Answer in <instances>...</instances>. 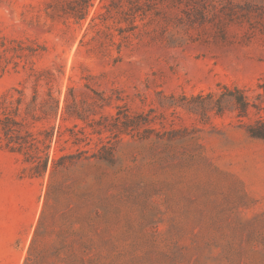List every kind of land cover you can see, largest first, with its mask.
<instances>
[{
  "label": "rangeland",
  "instance_id": "obj_1",
  "mask_svg": "<svg viewBox=\"0 0 264 264\" xmlns=\"http://www.w3.org/2000/svg\"><path fill=\"white\" fill-rule=\"evenodd\" d=\"M4 93L0 264H264V0H0Z\"/></svg>",
  "mask_w": 264,
  "mask_h": 264
},
{
  "label": "trees",
  "instance_id": "obj_2",
  "mask_svg": "<svg viewBox=\"0 0 264 264\" xmlns=\"http://www.w3.org/2000/svg\"><path fill=\"white\" fill-rule=\"evenodd\" d=\"M18 91L21 92V90L19 89ZM241 93L242 95L238 97V101L242 105V107L246 109L248 102L242 91ZM22 103V94L19 96H15L13 94L8 95L7 93L0 95V113L2 114V116L0 117V131L3 132L5 138L7 139L6 145L10 149L19 151H27L28 148L35 149L34 152L36 154L32 157H36L35 167L37 169V173L41 175L48 171L49 157L45 158L40 154V148L36 146V141L31 142L26 138L27 136H34V133L29 130L28 126H30L31 123H33L35 120L40 119V117L38 118L34 113L38 104L36 103V101H32L23 108ZM54 103V106L53 104H51L49 109H53L54 107V109L57 111L60 103L59 99L54 98ZM40 107L43 111H48V109H45L46 104L42 103ZM23 112H25V115ZM30 116L34 121L29 120ZM22 130H26L25 136H20V132ZM36 139L37 137H33V140ZM58 165L59 161L54 159L52 172H55Z\"/></svg>",
  "mask_w": 264,
  "mask_h": 264
}]
</instances>
